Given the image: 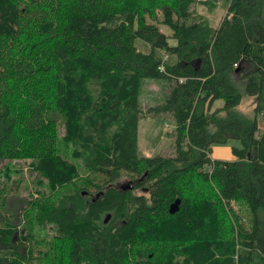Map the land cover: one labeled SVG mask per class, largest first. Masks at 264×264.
<instances>
[{"label": "trees", "instance_id": "obj_1", "mask_svg": "<svg viewBox=\"0 0 264 264\" xmlns=\"http://www.w3.org/2000/svg\"><path fill=\"white\" fill-rule=\"evenodd\" d=\"M215 3L0 0V160L30 159L48 191L20 231L1 220L0 264L33 247L42 264H264V0H228L218 27L191 9ZM146 80L169 91L144 114ZM163 114L175 155H139V121Z\"/></svg>", "mask_w": 264, "mask_h": 264}, {"label": "rangeland", "instance_id": "obj_2", "mask_svg": "<svg viewBox=\"0 0 264 264\" xmlns=\"http://www.w3.org/2000/svg\"><path fill=\"white\" fill-rule=\"evenodd\" d=\"M215 5L211 8H206L200 4H193V8L196 13L205 17L214 27H218L227 14V4L228 0H214ZM161 31L164 33H169L167 27L161 26ZM172 42V41H171ZM174 43V42H173ZM135 45L137 49L146 52L147 48L144 42L136 40ZM168 61H171L170 57H167ZM169 91L168 83L163 80H146L142 85V93L139 98V106L142 113L145 114L146 110L150 106H154L162 102L164 97ZM223 102L221 100L215 101L211 108L210 112L214 109L221 107ZM238 110L242 113L252 115L253 105L251 99L248 97H243L241 103L237 106ZM165 115V117H164ZM150 116V115H148ZM164 118H154V119H145L138 123L137 128V146L139 155L145 157H154V156H174V124L168 118L169 114H163ZM165 119V120H164ZM164 120V121H163ZM64 135V127L58 125V137L62 138ZM237 142H228L226 145L233 146ZM217 146V145H216ZM213 147V146H211ZM61 153V152H60ZM68 154V153H67ZM61 155L70 159L69 155ZM8 168V171L6 169ZM80 176L85 177L88 174L86 172L80 171ZM7 178H6V177ZM102 176V175H101ZM100 175L91 174L89 175L93 183L99 182ZM128 173L122 172L115 180H113V185H125L131 180V177ZM35 180H41L45 183L43 178H39L37 172L32 169V161L30 159H18L13 161L0 160V196L5 198L6 207L0 208V227L2 228L3 220L9 221L10 225L16 227L18 231L25 225L24 224V207L27 206L29 200H32L38 196L37 190L48 193L45 186H39ZM101 182V180H100ZM4 189V191H3ZM90 191H95V187H90ZM143 189H136L135 193L145 194L142 192ZM1 192L4 195H1ZM93 194V193H92ZM235 208V207H234ZM236 210V208H235ZM10 212L13 214L11 217ZM3 222V223H2ZM47 234H51V229L46 228ZM36 247H33L32 260L29 261V264H42L38 260V255L36 254Z\"/></svg>", "mask_w": 264, "mask_h": 264}, {"label": "crops", "instance_id": "obj_3", "mask_svg": "<svg viewBox=\"0 0 264 264\" xmlns=\"http://www.w3.org/2000/svg\"><path fill=\"white\" fill-rule=\"evenodd\" d=\"M172 40H169V43L170 44H174L175 42L174 41H172ZM174 42V43H173ZM171 58V57H170ZM173 59V58H172ZM172 61H174V59L172 60ZM161 117H163L162 115L160 116V115H158L157 117H149V116H147L146 118H143V119H141L140 120V122L142 121V120H145V119H154V118H159V119H161ZM164 117H165V115H164ZM163 117V118H164ZM170 119V118H169ZM165 120V119H164ZM163 120V121H164ZM171 121H172V123H173V120L172 119H170ZM174 124V123H173ZM174 127V126H173ZM231 148H232V146H230V145H217V146H213V147H211V150H210V154H209V156H210V158L212 159V160H223V161H230V160H233L234 159V156H233V153H232V151H231Z\"/></svg>", "mask_w": 264, "mask_h": 264}, {"label": "water", "instance_id": "obj_4", "mask_svg": "<svg viewBox=\"0 0 264 264\" xmlns=\"http://www.w3.org/2000/svg\"><path fill=\"white\" fill-rule=\"evenodd\" d=\"M237 70V69H236ZM122 189H125V188H132V185H125L124 186H120ZM85 192H82V194H84ZM96 197H98V195H96ZM178 203V200H176L173 204H171V207L175 206L176 204ZM111 217V214L110 213H106L104 216H103V223H107L109 221Z\"/></svg>", "mask_w": 264, "mask_h": 264}, {"label": "built area", "instance_id": "obj_5", "mask_svg": "<svg viewBox=\"0 0 264 264\" xmlns=\"http://www.w3.org/2000/svg\"><path fill=\"white\" fill-rule=\"evenodd\" d=\"M159 70H161V71L163 70L162 66H159ZM180 80H181V79H180Z\"/></svg>", "mask_w": 264, "mask_h": 264}]
</instances>
